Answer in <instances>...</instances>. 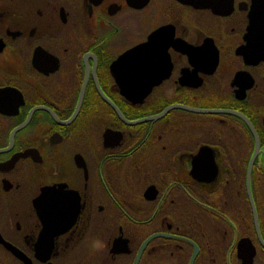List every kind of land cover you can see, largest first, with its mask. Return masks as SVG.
Returning <instances> with one entry per match:
<instances>
[{"label": "flooded vegetation", "instance_id": "af4514ba", "mask_svg": "<svg viewBox=\"0 0 264 264\" xmlns=\"http://www.w3.org/2000/svg\"><path fill=\"white\" fill-rule=\"evenodd\" d=\"M0 264H264V0H0Z\"/></svg>", "mask_w": 264, "mask_h": 264}, {"label": "clouds", "instance_id": "9594fccd", "mask_svg": "<svg viewBox=\"0 0 264 264\" xmlns=\"http://www.w3.org/2000/svg\"><path fill=\"white\" fill-rule=\"evenodd\" d=\"M103 247V244L100 241H94L93 242V249L94 250H99Z\"/></svg>", "mask_w": 264, "mask_h": 264}, {"label": "water", "instance_id": "95a60500", "mask_svg": "<svg viewBox=\"0 0 264 264\" xmlns=\"http://www.w3.org/2000/svg\"><path fill=\"white\" fill-rule=\"evenodd\" d=\"M252 24H253V23L250 24V28H249V32H250V33H249V37H250V38H251V35H252V32H251V29H252V26H253ZM141 48H142L141 46H137V47H135V49L138 50V51H140ZM166 110H167V109H166ZM166 110H165V111H166ZM165 111H164V112H165ZM164 112H163V113H164ZM160 115H162V114H160ZM191 261H193V260H191ZM249 261H250V260H249Z\"/></svg>", "mask_w": 264, "mask_h": 264}]
</instances>
